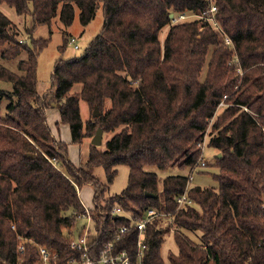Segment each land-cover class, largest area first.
<instances>
[{"label":"trees","instance_id":"16d2710c","mask_svg":"<svg viewBox=\"0 0 264 264\" xmlns=\"http://www.w3.org/2000/svg\"><path fill=\"white\" fill-rule=\"evenodd\" d=\"M212 1L221 30L204 20L210 0H0L30 15L33 28L57 16L69 27L76 9L83 26L100 6L104 15L81 56L55 61L51 86L40 94L38 56L49 39L24 43L0 10V82L9 85L0 88V264H42L40 247L57 249L60 264L80 257L69 235L85 212L79 192L86 185L94 189L92 251L124 225L131 231L116 244L132 249L133 221L153 208L172 219L148 224L144 264H168L161 251L171 231L178 254L169 264H264V0ZM172 13L196 18L172 23ZM72 39L64 35L62 53ZM81 101L97 106L100 116L84 123ZM53 108L72 143L98 129L119 131L104 150L91 143L85 167H78L67 157V143L53 139L46 115ZM209 127L208 147L222 154L215 162L218 185L191 187L194 206L178 208L188 176L160 182L147 168L196 166ZM119 166L129 168L128 183L114 194L109 189ZM97 167L107 182L91 173ZM115 208L132 217L111 215Z\"/></svg>","mask_w":264,"mask_h":264},{"label":"rangeland","instance_id":"374dc122","mask_svg":"<svg viewBox=\"0 0 264 264\" xmlns=\"http://www.w3.org/2000/svg\"><path fill=\"white\" fill-rule=\"evenodd\" d=\"M0 10L14 23L16 24L17 31L20 34V39H22L28 44H31L32 39H49L47 46L39 53L38 56V63H37V78H38V91L40 94L48 91L51 86V76L53 74L55 61L63 56L64 58H74L81 56L89 43L100 33L104 15H103V8L100 6L96 12L95 18L86 26H83L80 22L79 10L76 9L75 19L71 26L65 27L62 22L60 21L59 16H57L51 23V25H42L33 28V19L30 15H20L16 12L13 7H10L6 4L0 5ZM172 23L176 22L173 21L177 16L173 14ZM177 20L176 23L185 22L188 20H193L196 17L194 15H184ZM207 20V17L204 18ZM211 26L215 29V25L211 21ZM32 29V33L28 34V30ZM169 31V27H165L160 34L161 41L163 42L166 38ZM64 35H68L71 38H74L75 41L69 40L66 44V48L62 53L60 51V47L64 43ZM77 46V48H75ZM218 46H213L210 48L207 56V61L203 67L200 81L203 82L208 73V62L211 59L212 52ZM9 85L0 82V88H7ZM109 106V102L107 103ZM81 108V116L84 123H86L89 119L92 118L93 111L86 102L81 101L80 103ZM56 110H51L49 112L48 121L52 126L54 132H57V118L60 117L59 110L57 108H53ZM223 111V107H220L218 110V114ZM59 138L53 137L54 140L61 139L63 142H66L68 145V154L67 157L74 163L76 166L85 167L86 161L89 156L90 152V144L92 138H85L80 144L72 143L71 141V132L68 125L59 124ZM119 131V130H118ZM116 131L115 133H117ZM210 132V127H209ZM115 133H104L103 134V142L102 145L99 146L100 149H106L107 142L115 135ZM208 140V136L205 137ZM207 145V144H206ZM205 146V145H203ZM221 155L215 149L206 146L204 151V158L206 159V168L198 169L196 172L193 173V180L191 182V187L193 186H200V187H216L218 184L214 180V175L219 173L218 168L215 166L216 162V155ZM218 157V156H217ZM149 171L157 172L159 176L160 182L169 175H184L188 176L190 173V169H183L179 166L170 167L166 170H159L155 167H148ZM118 172L115 177V180L112 184H110V192L114 194H120L123 189L127 186L128 183V176H129V168L126 166H119L117 168ZM91 173L96 176L102 182H107L105 171L102 167H97L91 169ZM93 196H94V189L91 185L84 186L80 191V198L83 204L86 207L93 208ZM93 205V206H92ZM89 223V219L87 217L81 216L77 218L75 227L72 231V234L78 236L81 232L82 228ZM93 228V227H92ZM92 231L95 232L94 229ZM66 234H68L66 232ZM71 234V236H72ZM173 231L170 233H166L164 237V244L162 247V256L165 261L169 264L168 259L170 255H177L178 254V246L174 240ZM199 235V232L197 233ZM195 240L197 238L192 235Z\"/></svg>","mask_w":264,"mask_h":264},{"label":"built area","instance_id":"2783aa9c","mask_svg":"<svg viewBox=\"0 0 264 264\" xmlns=\"http://www.w3.org/2000/svg\"><path fill=\"white\" fill-rule=\"evenodd\" d=\"M210 8L208 11L204 12V18L207 17V21H209L216 26L215 29L221 30L219 23L216 20V12L217 7L215 3L210 0ZM186 15V14H184ZM183 14L175 18L173 21H176L182 17H185ZM173 22V23H176ZM75 39H72V42ZM226 43L232 45V41L230 38H226ZM77 48V46H75ZM225 106V103L222 102L219 107ZM213 120L211 121L212 124ZM211 127V125H210ZM209 128L205 134V137L208 136L209 140ZM204 137L203 141L199 144L201 149V155L199 158V162L196 166L190 169V173L188 175V184L183 194L179 195L176 199L177 207L182 208L186 206H194V201L189 197V189L191 188V182L193 180V173L198 169L206 168V159L204 158L205 147L208 146V140ZM207 144V145H206ZM205 145V146H203ZM53 165L57 166L58 161L56 159L52 160ZM58 167V166H57ZM80 195V192H79ZM84 205V204H83ZM85 212L82 215L83 217H87L89 219V223L86 224L78 236L72 234L69 235L72 242V247L77 249L80 252V257L70 258L66 263L62 264H144V254L146 250V229L148 224L153 223L154 220L160 219L162 221H169L172 219L171 213L157 211L153 208H149L145 210L141 217L138 218V221H133V229L137 232V240L135 246L132 249L121 248L118 247L116 242L123 239L125 234L131 231V228L127 225L121 226L119 231L116 233L115 239L106 243L99 251H92L93 242L97 238V232L92 231L93 225V211L95 207L89 208L84 205ZM127 215L131 218V214L125 212L121 208H115L111 215ZM20 251H24V245L20 244ZM40 256L42 260V264H60L56 261L59 259V254L57 249L51 250L46 247H40ZM97 254L93 256L92 254Z\"/></svg>","mask_w":264,"mask_h":264},{"label":"water","instance_id":"95a60500","mask_svg":"<svg viewBox=\"0 0 264 264\" xmlns=\"http://www.w3.org/2000/svg\"><path fill=\"white\" fill-rule=\"evenodd\" d=\"M172 17H173V15L170 14V18H172ZM99 116H100V111H99V108L96 106L94 108V111H93V117H99ZM103 134H104L103 130L102 129H98L97 132H96V134L94 135V137L91 140L92 145H94V146H100V145H102V142H103ZM217 156H218V158H221V155L220 154L217 155ZM28 157L33 158L34 155H28ZM146 196L147 197H154L155 195L150 194V193H147Z\"/></svg>","mask_w":264,"mask_h":264},{"label":"crops","instance_id":"0c3cea01","mask_svg":"<svg viewBox=\"0 0 264 264\" xmlns=\"http://www.w3.org/2000/svg\"><path fill=\"white\" fill-rule=\"evenodd\" d=\"M39 92V91H38ZM45 93V92H44ZM43 94V93H42ZM51 110H56V109H48L47 111H46V115H47V118H49V112L51 111ZM60 114V113H59ZM58 120H57V122L60 120V117L58 116V118H57ZM56 122V123H57ZM48 124H49V126H50V128H51V130H52V134H53V137L55 138V137H57V138H59V131H60V129H59V127H58V125H57V132H54V130H53V128H52V126L50 125V123H49V121H48ZM64 125H66V124H64ZM58 129H59V131H58ZM60 141H62L61 139H59ZM58 141V140H57ZM80 167V166H79ZM93 206V205H92Z\"/></svg>","mask_w":264,"mask_h":264}]
</instances>
